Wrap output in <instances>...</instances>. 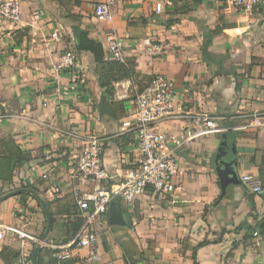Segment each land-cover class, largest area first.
Returning a JSON list of instances; mask_svg holds the SVG:
<instances>
[{"label":"crops","instance_id":"crops-1","mask_svg":"<svg viewBox=\"0 0 264 264\" xmlns=\"http://www.w3.org/2000/svg\"><path fill=\"white\" fill-rule=\"evenodd\" d=\"M98 1L22 0L18 21H0V139L11 137L29 157L15 169L12 182L0 186L5 193L20 179L29 181L41 198L49 199V185L60 182L59 201L63 209L68 208V217L74 212V190L88 188L71 174V158L80 151L82 137H104L102 162L111 184L134 163L136 151L122 137L120 119L100 117L98 109L106 96L112 106L125 101L128 112L136 84L123 78L102 85L93 55L74 50L73 26L101 43L104 53L106 36L120 37L126 60L133 61L139 80L164 74L182 104L157 126L159 133L185 138L187 115L195 111L208 112L218 123V131L194 137L177 151L174 192L148 191L129 204L119 202L128 226L114 227L118 235L124 232L130 237L128 261L192 264V247L198 242L218 238L223 228L253 223L250 193L242 182L229 184L216 202L220 189L213 161L225 133L229 146L235 145L240 179L245 174L259 177L264 132L249 124L264 106V11H243L231 0H110L112 21L106 22L95 14ZM157 2L162 4L159 13L154 10ZM53 31L59 32L58 39L52 37ZM146 38L157 45L158 53L145 52ZM72 50L74 67H58L60 55ZM20 199L16 194L0 201V219L4 208H14L21 215L30 214L29 208L38 213L32 197L26 207ZM253 200L256 213L263 216L264 187ZM14 222L22 221L15 217ZM243 233V229L237 235L224 233V243L199 249L198 264H264V236L241 240ZM115 239L106 247L98 237L99 260L93 264H126ZM6 240L3 244L14 249ZM232 242L237 244L231 250ZM229 248L231 254L224 258ZM14 250L22 257L32 256L27 249ZM86 253L79 248L73 256L80 261ZM0 264L9 262L0 259Z\"/></svg>","mask_w":264,"mask_h":264},{"label":"built area","instance_id":"built-area-1","mask_svg":"<svg viewBox=\"0 0 264 264\" xmlns=\"http://www.w3.org/2000/svg\"><path fill=\"white\" fill-rule=\"evenodd\" d=\"M233 5L243 11H264V0H231ZM110 0H99L95 6V14L106 22L112 21ZM22 0H0V21L16 22L20 19ZM154 10L159 13L162 4L157 2ZM52 37H60L58 31H53ZM142 45L147 54L158 53L159 49L151 39L143 40ZM105 60L125 63L127 55L123 39L107 35L105 39ZM76 64V54L66 51L58 58V67L72 68ZM178 95L168 77L162 73L152 75L147 84L136 90L131 103V109L120 122L121 133H131L135 148V161L123 170L115 184L110 183V177L102 162L104 137L88 134L81 138L80 151L72 156L73 177L80 178L88 188L84 191L74 190V212L81 217L82 222L75 235L64 244L49 245L51 257L65 260L73 256L79 248H85L87 253L79 264H93L99 260L98 223H101L111 200L131 203L145 196L148 191L156 194H168L176 189L177 151L194 137L218 131V123L214 116L206 111L188 113L187 126L189 134L181 138L172 134H161L157 126L175 115L176 107L182 108ZM250 126L264 132L263 110L253 114ZM74 135L75 134H70ZM241 182L249 193L259 194L262 191L258 176L243 175ZM48 198H60L63 194L60 182H52L48 189ZM25 234L17 228L0 223V250L8 234ZM20 264H32L30 259L21 257ZM27 259V260H26Z\"/></svg>","mask_w":264,"mask_h":264},{"label":"trees","instance_id":"trees-1","mask_svg":"<svg viewBox=\"0 0 264 264\" xmlns=\"http://www.w3.org/2000/svg\"><path fill=\"white\" fill-rule=\"evenodd\" d=\"M78 3V2H77ZM169 25V23L167 22ZM219 29H215L214 32H218ZM75 51H88L90 52L93 57L94 61L96 62V65L98 66V73H99V82L102 83L104 86H109V84L112 81H116L119 79H131L133 81L134 75H138L139 73L135 72L134 69V63L133 61L126 60L125 63H121L118 61H108L104 59V51L101 43H98L94 41L93 39L88 38V35L85 32H80L78 41L76 42L75 45ZM144 87V86H143ZM142 87V88H143ZM142 88L137 89L140 90ZM109 90V88L107 89ZM133 99V97L131 98ZM125 101L121 102H113V106L117 115L118 119H122L123 117L126 116L127 112L126 106H125ZM131 133H125L122 135V137H127L128 139L125 141L129 142V140L132 142L133 140L131 139ZM29 160V157L20 149L18 144L11 138V137H5L0 139V183H11L12 178L14 175L15 169H19L22 165L26 164ZM257 170H258V175L261 181L262 188L264 187V156L262 157L261 162L257 165ZM16 188H26V189H33L34 188L29 184L28 182L23 183L22 180L20 179L18 185L16 184L15 187L11 188V190H14ZM36 190V189H35ZM34 190V191H35ZM18 197H21L19 204L23 207H26V200L30 196L32 199L35 200L36 205L38 207H41L40 203L38 200L34 197L32 193L29 192H22L17 194ZM247 198L250 203L251 207V212L249 213V217L253 220L252 224L245 225L243 227L241 224L236 225V226H231L228 229H221L219 237L209 240V239H203L200 242H198L196 245L192 247V252H191V257H192V264H198L197 260V251L203 247H208L209 245L217 244V243H224L222 238V235L225 233H234V234H239L240 231L243 229L244 233L241 237V240H246L249 238H255L256 236H264V215L263 216H258L256 213V208L254 204V193H250L247 195ZM105 220H108V213H105ZM71 217V218H70ZM70 225H71V232L69 236L64 237L63 240H61V243L67 242L70 240L75 233L77 232L82 219L81 217L77 216L76 212H73L70 216ZM245 223V221L243 222ZM246 224V223H245ZM117 228V227H116ZM116 243L119 245V247L123 251V259L125 260L126 264H135L139 261L137 260H127L126 254L130 253V247H129V241L130 237L126 235V233L122 232L120 235L117 236L115 239ZM236 242H232L230 244L231 250L236 246ZM227 249L224 253V258H227L231 254V250ZM42 253V248L38 250L37 253V262L39 264H44L41 254ZM31 254L27 256V258H30ZM51 257V256H50ZM0 259L6 263L13 262V264L17 261H20L19 257V252L9 248L7 246H3L2 249L0 250ZM61 264H76L79 261L78 256H72L71 258L61 260ZM47 264H56V259L51 257V260L47 262Z\"/></svg>","mask_w":264,"mask_h":264},{"label":"rangeland","instance_id":"rangeland-1","mask_svg":"<svg viewBox=\"0 0 264 264\" xmlns=\"http://www.w3.org/2000/svg\"><path fill=\"white\" fill-rule=\"evenodd\" d=\"M134 69H135V72L138 73V71L136 70L135 67H134ZM133 81L136 84V90H137L139 88H142L149 80L144 79V78L142 80H139L138 75H134ZM132 94L134 96L135 93H132ZM2 190H3V187L0 186V196H2L8 192L7 191L4 193ZM9 191H12V190H9ZM11 197H13V196H11ZM41 199L46 203L47 208H48V210L51 214V218H52L51 229H50L47 237L44 240H41V237L45 231L46 220H45L43 209L41 207H39V210H37L38 213H36V211H34L33 209L29 208L30 214H23L22 213V215L19 212H17L16 209H14V208L13 209L7 208L8 210H6L4 208L3 209L4 215L0 219V223L13 226V227L17 228L18 230H21L22 232L25 233V234L13 233V234L7 235V237L5 238V240L7 239L6 243L11 244L13 246V248L15 247L14 249H16L17 247H20L23 249H27V251H32V249L35 247V245L37 243H40V248H42V253H41L42 254L41 255L42 260H43L44 264H47V262L51 260V257H50L51 256L50 255L51 247L49 245H51V244L57 245V244L61 243L60 241L63 240L64 237L69 236V234L71 232V225L69 223L70 218L67 217L68 208L63 209L61 207V201H59L62 198H56L53 200V202L51 200L47 199L45 196H43ZM55 200H57V201H55ZM54 202H58L57 205H53ZM15 217L21 219L22 222L20 223V225L15 224V222H14ZM12 218H14V221L11 220ZM105 219L106 218L104 216L101 220V223H98V229L99 230L97 231V234L99 237V241H101L103 243V245L107 247L112 243V240L115 239V236L118 235V232L114 228L117 226H108ZM129 235L131 236V233ZM3 246H5V244H3ZM21 251H22V249H21ZM19 254H20V251H19ZM19 257H20V261H21L22 260L21 254L19 255ZM25 258L26 257H24V259ZM20 261H17V262H19V264H20ZM61 262H62L61 260L56 259V264H61ZM10 264H11V262H10ZM12 264H13V262H12Z\"/></svg>","mask_w":264,"mask_h":264},{"label":"water","instance_id":"water-1","mask_svg":"<svg viewBox=\"0 0 264 264\" xmlns=\"http://www.w3.org/2000/svg\"><path fill=\"white\" fill-rule=\"evenodd\" d=\"M73 32H74L75 41L77 42L79 33H80V29L78 28V26L76 25L73 26ZM98 112H99L100 117L105 114L114 119L117 118L115 109L112 106V104L109 102V97H106V96L102 97ZM237 166H238V161L236 158L235 145L234 143H231V146H229L227 136L225 133H223L221 135V140L217 147L214 161H213V168L217 175L218 182H219V189H220V195L216 202H218L219 199L225 196L226 189L229 184H233V185L241 184V179L238 175ZM22 192L32 193L34 197L40 203L41 208L43 209L45 220H46V227L41 237V240H44L47 237L51 229L52 218H51V214L47 208L46 203L40 198V196L35 191H33L32 189L17 188L12 191H8L4 195L0 196V201H3L11 196H14ZM107 223L109 226H119V227L128 226V224L124 220L123 213L120 207V203L116 199L111 200L108 205ZM39 248H40V243H37L32 251V256H31L32 264H39L37 262V253H38ZM135 264H143V263L139 262Z\"/></svg>","mask_w":264,"mask_h":264}]
</instances>
